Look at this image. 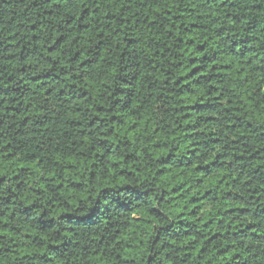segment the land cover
Masks as SVG:
<instances>
[{
  "label": "trees",
  "instance_id": "16d2710c",
  "mask_svg": "<svg viewBox=\"0 0 264 264\" xmlns=\"http://www.w3.org/2000/svg\"><path fill=\"white\" fill-rule=\"evenodd\" d=\"M0 264H264V0H0Z\"/></svg>",
  "mask_w": 264,
  "mask_h": 264
}]
</instances>
